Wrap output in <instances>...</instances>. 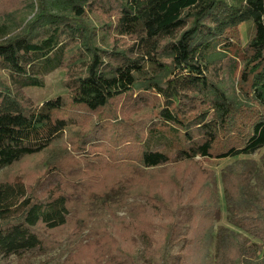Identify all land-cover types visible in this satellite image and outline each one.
<instances>
[{"label":"trees","instance_id":"16d2710c","mask_svg":"<svg viewBox=\"0 0 264 264\" xmlns=\"http://www.w3.org/2000/svg\"><path fill=\"white\" fill-rule=\"evenodd\" d=\"M0 14V72L42 87L38 75L64 69L68 89L36 106L0 78V253L52 246L70 225L72 190L87 184L89 201L128 188L138 208L90 242L85 264H264V180L251 194L256 163L239 161L222 175L243 235L215 229L216 175L196 160L264 148V0H0ZM245 23L255 35L243 45ZM121 39L132 46L121 50ZM44 153L43 175H10ZM113 166L124 171L111 178ZM53 174L71 186L45 188Z\"/></svg>","mask_w":264,"mask_h":264},{"label":"rangeland","instance_id":"374dc122","mask_svg":"<svg viewBox=\"0 0 264 264\" xmlns=\"http://www.w3.org/2000/svg\"><path fill=\"white\" fill-rule=\"evenodd\" d=\"M227 1L232 2V0ZM30 18L31 15L28 13L22 17V19L26 20H29ZM2 22L3 20L0 19V28L3 25ZM254 35L255 30L252 23H245L241 26L240 36L243 45L250 42L254 38ZM1 36L2 35L0 32V41L3 39ZM107 39H109V36H106L105 40ZM99 44L104 48L106 47L102 40H99ZM131 46L132 43H130L128 39H121L119 43V48L121 50H128ZM37 77L42 82V87L26 86L23 80H14L9 75L0 72V78L4 82H7V84L11 87L13 94L23 98L25 101L31 102L36 106H40L45 101L56 98L68 92L66 87L67 75L64 69H57L49 73L40 74ZM223 81V86L226 88L227 92L231 94L236 88L235 80L233 78V71L231 69L226 71ZM154 123H157V120L151 122L148 121L144 124L149 127ZM89 140L91 145L96 143V139L93 137ZM62 147L63 144H58L56 145L55 149L58 150ZM48 156L49 153H44L38 157L27 159L18 165L12 172H10V175L15 176L19 173L27 174L28 180L35 174L43 175L49 166ZM196 160L203 170L214 171L216 175V188L218 190L220 199V209L216 216L215 229L223 227L234 234L245 235L239 228L231 223L230 213L224 200L222 175L226 172L228 167L235 165L239 161L255 162L256 168L253 171L251 179V194L255 196L256 182L258 180H264V148L250 156L243 158L228 159L225 161H212L198 157ZM90 163L97 166H104L101 161L96 160L95 158L91 159ZM116 168L117 167H114V169L111 168L108 170L111 171V178L114 176V174L118 175V173H122L124 171L123 170L119 172V170ZM80 171L81 169L75 170L74 174H81ZM162 174V171H157L156 173H152L149 177L154 178L157 176L158 179ZM64 180L71 186V183H69L68 179ZM64 180H62L59 175L55 174L47 176L45 180L47 185H45V188L49 185V183L54 185H64ZM85 185L88 186L87 184ZM94 185L95 184L93 183L91 186ZM73 186V188H75V185ZM86 186H84V184L81 185L83 188ZM83 188H75L77 189L76 192L75 190H72L73 195L71 201L70 225L53 234L52 238L55 243L52 246H47L43 249L29 250L19 256H6L0 253V264H65L69 260H71L73 264H85V260L87 261L89 258H87V256H90L89 252L93 248L90 242H95L97 239H100L103 235V230L109 228V224L114 218L124 222H130L135 215V210L138 208V203L130 196L128 190H124L128 188L113 191L104 198H94L90 201L87 200L91 197L89 193L83 195ZM80 218L84 219L83 224L85 227L81 233L78 234L75 232V225H79ZM76 222L78 224H75ZM179 249L180 246L176 247L173 250V253H176ZM215 253L216 249L215 246H213L211 249V255L214 256Z\"/></svg>","mask_w":264,"mask_h":264}]
</instances>
